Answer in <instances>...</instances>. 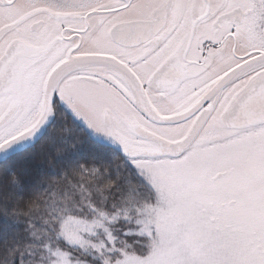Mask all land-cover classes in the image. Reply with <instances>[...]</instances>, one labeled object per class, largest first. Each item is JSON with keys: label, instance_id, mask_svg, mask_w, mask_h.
<instances>
[{"label": "snow or ice", "instance_id": "snow-or-ice-1", "mask_svg": "<svg viewBox=\"0 0 264 264\" xmlns=\"http://www.w3.org/2000/svg\"><path fill=\"white\" fill-rule=\"evenodd\" d=\"M0 264H264V0H0Z\"/></svg>", "mask_w": 264, "mask_h": 264}]
</instances>
